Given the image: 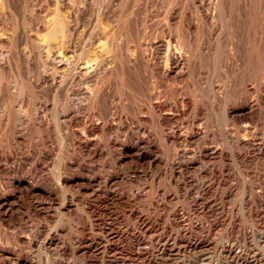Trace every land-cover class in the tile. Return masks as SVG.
<instances>
[{
	"label": "rangeland",
	"instance_id": "1",
	"mask_svg": "<svg viewBox=\"0 0 264 264\" xmlns=\"http://www.w3.org/2000/svg\"><path fill=\"white\" fill-rule=\"evenodd\" d=\"M0 264H264V0H0Z\"/></svg>",
	"mask_w": 264,
	"mask_h": 264
},
{
	"label": "bare ground",
	"instance_id": "2",
	"mask_svg": "<svg viewBox=\"0 0 264 264\" xmlns=\"http://www.w3.org/2000/svg\"><path fill=\"white\" fill-rule=\"evenodd\" d=\"M239 2H240V1H239ZM232 4H233V3H232ZM237 5H238V4H237ZM58 9H59V8H58ZM61 16H62V15H61ZM54 17H55V16H54ZM236 17H237V16H236ZM62 18H63V17H62ZM52 19H53V18H52ZM41 20H42V19H41ZM53 20H55V19H53ZM53 20H52V21H53ZM62 21H63V20H62ZM187 21H188V20H187ZM17 23H18V22H17ZM44 23H45V22H44ZM48 23H49V22H48ZM48 23H47V24H48ZM58 23H59V22H58ZM58 23H57V25H58L57 30H58L59 32H64V28H65V27L63 28V26L60 25L61 23H60V24H58ZM47 24H46V25H47ZM49 24H50V23H49ZM49 24H48V25H49ZM52 24H53V23H52ZM54 24H55V23H54ZM42 25L44 26V24H42ZM46 25H45V26H46ZM43 26H42V27H43ZM50 26H51V25H50ZM50 26H49V27H50ZM69 26H70V25H69ZM177 26H178V25H177ZM46 27H47V26H46ZM124 29H125V28H124ZM55 30H56V29H55ZM66 30H67V29H66ZM228 30H229V29H228ZM47 32H48V31H47ZM55 32H56V31H55ZM44 33H46V32L44 31ZM48 33H49V32H48ZM51 33H52V32H51ZM14 34H15V33H14ZM46 34H47V33H46ZM46 36H47V35H46ZM54 36H56V35H54ZM55 38H56V37H55ZM55 40H56V39H55ZM258 41H259V40H258ZM34 42H35V41H34ZM42 42H43V41H42ZM44 42H45V41H44ZM53 43H54V42H53ZM65 43H66V42H65ZM39 46H40V45H39ZM42 46H43V45H42ZM37 48H38V47H37ZM108 49H109V48H108ZM54 50H55V49H54ZM71 50H72V49H71ZM106 50H107V49H106ZM106 50H105V51H106ZM233 50H234V49H233ZM41 51H42V50H41ZM100 51H101V50H100ZM80 53H81V52H80ZM97 53H98V52H97ZM97 53H96V54H97ZM228 56H229V55H228ZM22 57H23V56H22ZM261 58H262V57H261ZM93 59H94V58H93ZM53 60H54V59H53ZM89 60H90V59H89ZM91 61H92V60H91ZM123 61H124V60H123ZM262 61H263V60H262ZM32 62H33V61H32ZM143 62H144V61H143ZM9 63H10V62H9ZM110 64H111V63H110ZM260 64H261V63H260ZM1 66H2V65H1ZM85 67H86V66H85ZM86 68H87V67H86ZM106 68H107V67H106ZM87 69H88V68H87ZM102 70H103V69H102ZM37 72H38V71H37ZM91 72H92V71H91ZM115 72H116V71H115ZM20 75H21V74H20ZM13 76H14V75H13ZM37 78H38V77H37ZM145 78H146V77H145ZM5 79H6V78H5ZM11 80H12V79H11ZM16 82H17V81H16ZM37 84H38V83H37ZM53 84H54V83H53ZM245 84H246V83H245ZM19 85H20V84H19ZM247 85H248V84H247ZM40 87H41V86H40ZM42 87H43V86H42ZM17 91H18V90H17ZM253 93H254V92H253ZM18 97H19V96H18ZM84 97H85V96H84ZM21 101H22V100H21ZM86 101H87V100H86ZM56 102H57V101H56ZM21 108H22V107H21ZM151 108H152V107H151ZM7 109H8V108H7ZM18 111H19V110H18ZM16 112H17V111H16ZM16 114H17V113H16ZM20 114H21V113H20ZM22 115H23V114H22ZM28 119H29V118H28ZM36 120H37V119H36ZM27 123H28V122H27ZM10 124H11V123H10ZM9 126H10V125H9ZM44 126H45V125H44ZM4 128H5V127H4ZM8 130H9V129H8ZM6 131H7V130H6ZM23 140H24V139H23ZM20 141H21V140H20ZM8 143H9V142H8ZM21 144H22V143H21ZM4 257H5V256H4Z\"/></svg>",
	"mask_w": 264,
	"mask_h": 264
}]
</instances>
